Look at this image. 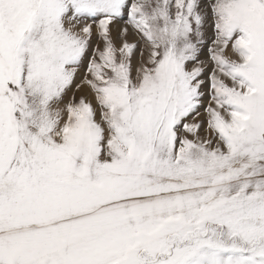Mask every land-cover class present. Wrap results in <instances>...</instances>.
Segmentation results:
<instances>
[{"label": "snow or ice", "instance_id": "6c2138e0", "mask_svg": "<svg viewBox=\"0 0 264 264\" xmlns=\"http://www.w3.org/2000/svg\"><path fill=\"white\" fill-rule=\"evenodd\" d=\"M0 264H264V0H0Z\"/></svg>", "mask_w": 264, "mask_h": 264}, {"label": "rangeland", "instance_id": "374dc122", "mask_svg": "<svg viewBox=\"0 0 264 264\" xmlns=\"http://www.w3.org/2000/svg\"><path fill=\"white\" fill-rule=\"evenodd\" d=\"M80 95V93H77V96H79Z\"/></svg>", "mask_w": 264, "mask_h": 264}]
</instances>
